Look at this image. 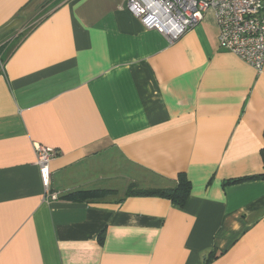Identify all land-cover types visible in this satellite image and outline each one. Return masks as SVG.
Here are the masks:
<instances>
[{
	"label": "crops",
	"instance_id": "0c3cea01",
	"mask_svg": "<svg viewBox=\"0 0 264 264\" xmlns=\"http://www.w3.org/2000/svg\"><path fill=\"white\" fill-rule=\"evenodd\" d=\"M125 3L0 0V264H264V180L228 183L264 172V68L214 11L171 44ZM180 174L183 207L126 196Z\"/></svg>",
	"mask_w": 264,
	"mask_h": 264
},
{
	"label": "built area",
	"instance_id": "2783aa9c",
	"mask_svg": "<svg viewBox=\"0 0 264 264\" xmlns=\"http://www.w3.org/2000/svg\"><path fill=\"white\" fill-rule=\"evenodd\" d=\"M125 6L145 29L160 33L171 44L214 11L221 48L259 73L264 68V0H126ZM59 155L56 148L36 145L37 165L50 201L60 197L48 190L50 164Z\"/></svg>",
	"mask_w": 264,
	"mask_h": 264
},
{
	"label": "trees",
	"instance_id": "16d2710c",
	"mask_svg": "<svg viewBox=\"0 0 264 264\" xmlns=\"http://www.w3.org/2000/svg\"><path fill=\"white\" fill-rule=\"evenodd\" d=\"M5 58H3V61ZM261 158L264 164V149L261 150ZM249 180H264V172L259 175L250 177H244L229 181V184H237ZM113 193L112 191H79L69 195V198L75 201L88 200L90 198L98 196H105ZM191 194V182L188 180L185 174H180L178 177V183L175 188L172 189H139L134 185L129 188L126 193L127 197H158L170 200L173 204L183 207ZM100 242L103 243V237L101 236Z\"/></svg>",
	"mask_w": 264,
	"mask_h": 264
},
{
	"label": "rangeland",
	"instance_id": "374dc122",
	"mask_svg": "<svg viewBox=\"0 0 264 264\" xmlns=\"http://www.w3.org/2000/svg\"><path fill=\"white\" fill-rule=\"evenodd\" d=\"M132 176H130V177H132ZM112 183H116V185L122 186L121 188H123V186H124V188H125V186H127V180H126V178L123 179V178L118 177V179H116V180L114 179L112 181ZM119 190H121V192H124L123 190H125V189H119Z\"/></svg>",
	"mask_w": 264,
	"mask_h": 264
}]
</instances>
